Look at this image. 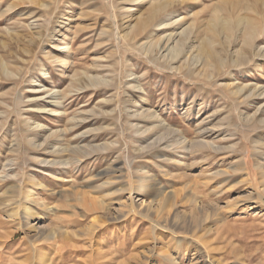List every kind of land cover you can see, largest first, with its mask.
Instances as JSON below:
<instances>
[{"label":"rangeland","instance_id":"rangeland-1","mask_svg":"<svg viewBox=\"0 0 264 264\" xmlns=\"http://www.w3.org/2000/svg\"><path fill=\"white\" fill-rule=\"evenodd\" d=\"M0 264H264V0H0Z\"/></svg>","mask_w":264,"mask_h":264},{"label":"bare ground","instance_id":"bare-ground-1","mask_svg":"<svg viewBox=\"0 0 264 264\" xmlns=\"http://www.w3.org/2000/svg\"><path fill=\"white\" fill-rule=\"evenodd\" d=\"M136 113V112H135ZM158 144H159V142H157ZM157 145V144H156ZM155 145V146H156ZM160 145V144H159ZM42 146V145H41ZM152 147V146H151ZM154 147V146H153ZM120 168H118V167H115V170L114 171H118ZM142 181V179H139V182H141ZM140 187H142V185H139ZM144 187H146V186H144ZM141 189V188H140ZM148 211V210H147ZM93 219V218H92ZM98 224V223H97ZM91 226L92 227H96V223L94 222V221H92L91 222Z\"/></svg>","mask_w":264,"mask_h":264}]
</instances>
